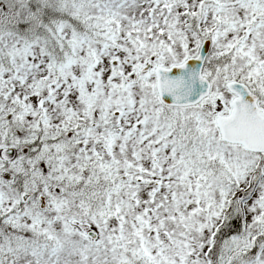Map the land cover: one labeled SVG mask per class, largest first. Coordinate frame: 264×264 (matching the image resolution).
I'll return each instance as SVG.
<instances>
[{
  "label": "snow or ice",
  "instance_id": "snow-or-ice-1",
  "mask_svg": "<svg viewBox=\"0 0 264 264\" xmlns=\"http://www.w3.org/2000/svg\"><path fill=\"white\" fill-rule=\"evenodd\" d=\"M0 264H264V0H0Z\"/></svg>",
  "mask_w": 264,
  "mask_h": 264
}]
</instances>
